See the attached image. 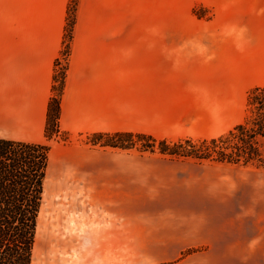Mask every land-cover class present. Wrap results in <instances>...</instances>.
<instances>
[{"label": "crops", "instance_id": "0c3cea01", "mask_svg": "<svg viewBox=\"0 0 264 264\" xmlns=\"http://www.w3.org/2000/svg\"><path fill=\"white\" fill-rule=\"evenodd\" d=\"M69 4L0 0V138L46 143ZM189 4L212 11V18L189 12L179 26H168L172 18L159 26L151 0H78L60 129L156 137L159 124L199 114L200 101L214 108L223 77L236 83L248 67H264V0ZM66 148L54 178L66 183L72 213L82 187L94 206L125 220L130 241L94 239L108 247L102 255L124 259L127 245L147 239L152 247H180L179 264H264V227L238 219L231 210L238 189L223 187L220 173L157 156ZM49 158L48 173L56 169ZM53 240L49 246L58 251L63 244Z\"/></svg>", "mask_w": 264, "mask_h": 264}, {"label": "rangeland", "instance_id": "374dc122", "mask_svg": "<svg viewBox=\"0 0 264 264\" xmlns=\"http://www.w3.org/2000/svg\"><path fill=\"white\" fill-rule=\"evenodd\" d=\"M71 1L70 4L74 7V3ZM151 1H154V7L152 5L151 10L152 12H154V9L157 11L159 26H166L165 21H169L171 18L172 23L168 26H179L187 18L189 12L194 14L195 9H199L198 11L205 15L212 14V11L202 6H196L191 10L189 4L191 0ZM68 45V40L64 38L63 50L59 59L67 56L66 69L68 68L70 56ZM63 54L65 55L63 56ZM59 59L55 65L56 72ZM239 74L241 75L238 76L236 83H233V79L229 81L228 77L221 79L222 98L215 101L214 108L209 109L208 100L200 101L202 108L197 109L199 114L192 113V115H185L184 121L181 123L169 122L159 124L155 132V138L168 139L173 142L185 138H193L195 140L211 139L226 134L236 125L242 123L245 117L248 93L256 87H264V67H248L243 73ZM228 93H232L231 99L226 98ZM64 132L60 130L55 135L53 133V138L47 140L45 143V145L50 147L51 160L54 159L56 164L55 176L58 175L65 165L63 161L64 153L68 149L66 147L69 146H86L91 150L100 151L101 153L109 152L110 155L157 156L162 157L165 161H176L170 157L162 156L159 153L141 152L137 149L123 151L111 148L92 147L87 144L88 135H71L65 134ZM262 150L264 155V145ZM179 161L202 165L207 174H213L214 172L216 174L220 173L223 179V187L238 189V195L234 197L236 201L233 203L235 204L231 208V210L237 212L238 219L253 220L264 227V164H250L245 166L242 164H221L195 159ZM51 169L54 170V167H51ZM63 189H66V185H64ZM68 189L73 191L71 189V183H69ZM84 193L85 191L82 187L79 194L75 193L78 206L72 213V223L65 228L64 232L54 238L63 244L59 247L58 251L49 246L51 243L49 239H52V232L47 224L48 218L46 214L44 215L37 231L33 264L180 263L182 257L178 255L175 258L177 250L180 247H152L144 244L147 239H138L139 243L127 245L125 247L124 259H114L107 257V255H102V252L106 251L108 247L93 244L94 239H117L118 235H124L126 237L125 239L130 241L128 232L124 226L125 220L115 219L100 207L94 206L90 195Z\"/></svg>", "mask_w": 264, "mask_h": 264}, {"label": "trees", "instance_id": "16d2710c", "mask_svg": "<svg viewBox=\"0 0 264 264\" xmlns=\"http://www.w3.org/2000/svg\"><path fill=\"white\" fill-rule=\"evenodd\" d=\"M71 2L74 7L69 5L64 37L68 40L69 50L76 23L77 0ZM198 10L195 9L194 14L201 19L210 20L213 16ZM66 74L67 69L60 75L55 70L48 109L47 140L61 130V99ZM87 144L159 153L178 161L195 159L232 165H263L264 87H256L248 93L243 122L216 138H185L173 142L142 133H94L88 135ZM49 156L48 145L0 138V264H33Z\"/></svg>", "mask_w": 264, "mask_h": 264}, {"label": "bare ground", "instance_id": "6f19581e", "mask_svg": "<svg viewBox=\"0 0 264 264\" xmlns=\"http://www.w3.org/2000/svg\"><path fill=\"white\" fill-rule=\"evenodd\" d=\"M54 171L55 170L50 168L48 173L44 188L43 205L39 217V224L45 214L48 218L47 224L52 232V239H50L51 243L56 236L64 232L65 228L72 223L73 210L71 197L68 194V191L63 189L66 183L56 181L54 178Z\"/></svg>", "mask_w": 264, "mask_h": 264}, {"label": "built area", "instance_id": "2783aa9c", "mask_svg": "<svg viewBox=\"0 0 264 264\" xmlns=\"http://www.w3.org/2000/svg\"><path fill=\"white\" fill-rule=\"evenodd\" d=\"M65 54H63V56H64ZM67 57V56H66ZM66 57H62L61 59H59V61H58V66H57V75H60L62 72H63V70H65L66 68V66H67V62H66Z\"/></svg>", "mask_w": 264, "mask_h": 264}]
</instances>
